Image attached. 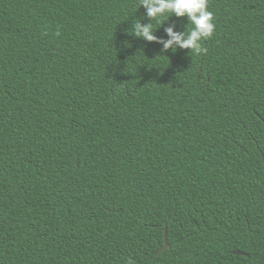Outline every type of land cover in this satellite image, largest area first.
I'll list each match as a JSON object with an SVG mask.
<instances>
[{
  "label": "trees",
  "instance_id": "16d2710c",
  "mask_svg": "<svg viewBox=\"0 0 264 264\" xmlns=\"http://www.w3.org/2000/svg\"><path fill=\"white\" fill-rule=\"evenodd\" d=\"M138 5L0 0V264H264V0Z\"/></svg>",
  "mask_w": 264,
  "mask_h": 264
},
{
  "label": "clouds",
  "instance_id": "9594fccd",
  "mask_svg": "<svg viewBox=\"0 0 264 264\" xmlns=\"http://www.w3.org/2000/svg\"><path fill=\"white\" fill-rule=\"evenodd\" d=\"M208 4L209 0H139L138 9L143 6L149 22L134 20L130 33L146 42L162 45L161 52L188 49L196 56L207 55L208 49L203 42L211 39L216 30L214 14L208 9ZM173 15L177 18L187 17L185 30L177 31L176 24L172 23L164 28L166 38L156 36L157 27L153 22H159L161 17L165 22Z\"/></svg>",
  "mask_w": 264,
  "mask_h": 264
},
{
  "label": "water",
  "instance_id": "95a60500",
  "mask_svg": "<svg viewBox=\"0 0 264 264\" xmlns=\"http://www.w3.org/2000/svg\"><path fill=\"white\" fill-rule=\"evenodd\" d=\"M164 243H165L164 247L160 251L157 252V255L164 253L167 249H169L171 247L170 244L168 243L167 228H165ZM234 254L239 255V256H243V255L246 256L247 255L246 253L241 252V251H235Z\"/></svg>",
  "mask_w": 264,
  "mask_h": 264
}]
</instances>
